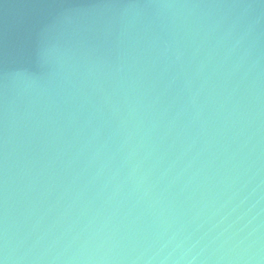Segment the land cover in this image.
I'll list each match as a JSON object with an SVG mask.
<instances>
[{"label":"water","instance_id":"95a60500","mask_svg":"<svg viewBox=\"0 0 264 264\" xmlns=\"http://www.w3.org/2000/svg\"><path fill=\"white\" fill-rule=\"evenodd\" d=\"M0 264H264V0H0Z\"/></svg>","mask_w":264,"mask_h":264}]
</instances>
